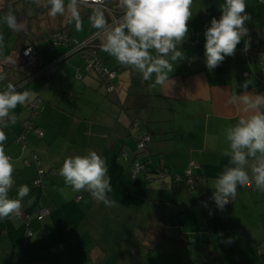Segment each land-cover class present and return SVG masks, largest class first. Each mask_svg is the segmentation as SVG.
<instances>
[{
    "label": "crops",
    "instance_id": "crops-1",
    "mask_svg": "<svg viewBox=\"0 0 264 264\" xmlns=\"http://www.w3.org/2000/svg\"><path fill=\"white\" fill-rule=\"evenodd\" d=\"M224 2L193 0L189 32L178 46L184 57L174 62L163 85L152 86L137 70L97 54L116 72L115 89L107 90L97 74L85 69L87 58L81 54L53 67L47 86L33 76L23 80L31 71L18 69L23 61L18 37L7 27L5 15L17 11L27 30L21 39L37 41L45 64L66 52L54 49L46 37L72 24L71 17L66 12L62 23L50 17L47 0H0V74L5 76L0 89L11 83L17 91L31 93L27 103L10 113L14 124L8 118L0 122L7 136L5 153L15 168L9 197L17 198L21 185L30 189L21 214L0 219V264H264V191L250 181L238 187L236 198L222 210L211 199L212 181L235 166L223 155L230 151L227 128L251 114L247 101L264 96V0H245L250 16L245 26L258 33L249 31L233 56L214 69L206 67L203 27L221 15ZM70 29L73 35V25ZM40 40L44 42L38 44ZM36 98L41 103L33 122L42 135L32 130L24 142L19 135L29 116L27 105ZM126 121L128 130L122 124ZM131 121L140 123L139 133L151 136L138 158L144 171L134 177L130 170L137 130L129 126ZM90 150L106 161L112 187L108 204L87 191L74 192L59 175L65 158ZM191 162L196 185L187 192L184 182L174 184L173 176L189 174ZM256 164L257 158L249 157L245 170L251 175ZM38 165L46 172L45 195L32 184ZM162 165L166 172L159 175ZM174 186L182 188L174 191ZM39 207L48 211L40 220L35 217ZM26 215L31 216L25 242Z\"/></svg>",
    "mask_w": 264,
    "mask_h": 264
},
{
    "label": "clouds",
    "instance_id": "clouds-1",
    "mask_svg": "<svg viewBox=\"0 0 264 264\" xmlns=\"http://www.w3.org/2000/svg\"><path fill=\"white\" fill-rule=\"evenodd\" d=\"M33 2L38 3V0ZM47 2L50 5L48 15L52 18L70 12V22H74L77 32L83 30L80 6H91V27L106 30L101 43L102 51L118 64L137 70L142 80L152 82V86L165 84L169 80L168 74L173 72L174 62L184 57L178 46L189 32L193 0H118L123 16L111 27L105 17V0H68L67 4L65 0ZM220 10L221 17L218 20L213 18L204 32L205 63L210 70L218 67L226 57L233 56L237 45L248 34L245 22L250 16L246 13L245 0H225ZM4 21L14 31L23 28L11 12L5 15ZM4 78L0 74V80ZM243 87L247 88V84ZM30 96L29 91H17L11 83L6 91H0V122L8 118L14 124L16 117L10 113L18 105L27 103ZM247 102L251 106V114L241 115L226 130L230 151L226 150L223 155L230 156L229 163L235 166L226 167L212 181L214 190L211 199L220 210L236 198L238 187L246 186L250 181L257 190L264 191V112L259 111L264 107V96L258 95ZM229 103H232L231 98ZM6 139L5 132L0 130V219L19 216L22 201L30 193L25 184L17 189V198L9 197L15 168L12 158L5 153L3 145ZM249 157L257 158L251 175L245 170ZM59 175L74 192L87 191L93 199L109 203L108 193L112 187L108 167L105 159L95 150H90L87 155L65 158Z\"/></svg>",
    "mask_w": 264,
    "mask_h": 264
},
{
    "label": "trees",
    "instance_id": "trees-1",
    "mask_svg": "<svg viewBox=\"0 0 264 264\" xmlns=\"http://www.w3.org/2000/svg\"><path fill=\"white\" fill-rule=\"evenodd\" d=\"M108 4V6H109V10H111L113 13H114V16H115V18H121L122 16H123V10L118 6V2H107ZM48 8V7H47ZM15 12H17L16 10L14 11H12L11 10V13H13L15 16H16V14H15ZM104 12H105V17H106V19H108L109 20V22H110V24H111V20H113V18H112V15L109 13V11L108 10H104ZM66 17V14L64 15V16H60V15H57V19H58V21H59V23H62V21L61 20H63L64 18ZM16 18H17V22L19 23V24H22L19 20V18H18V16H16ZM61 21V22H60ZM23 25V24H22ZM72 26V24H68V25H62V27L61 26H59V27H57L56 29H54V30H52L51 32H50V34L46 37L47 38V40H49L50 41V43H51V46H52V42H53V39H52V36L54 35V34H56V33H58V34H63V35H66V36H68V37H70V38H72V39H75V37L71 34V29H70V27ZM24 28H26L25 26L21 29V30H19V31H16V33H17V37H18V40H17V49L19 50V52H18V56L19 57H21V60H23V57L21 56V50L22 49H24V48H26L27 46H30V45H34L35 46V48H36V56H37V63H41V58H40V55H39V51H38V47H37V44H36V40H34V39H30V40H27V41H24V40H22L21 38H23V37H25V36H27L26 35V31L27 30H23ZM25 31V32H24ZM25 33V34H24ZM105 36V35H104ZM99 38V40L102 42L103 40H104V38L105 37H103V36H98ZM95 38H97V37H95ZM94 38V39H95ZM77 42H83L82 40H77V39H75ZM92 42V40H88V43H87V47L88 48H85V49H83V50H81V52H79V54H81V55H87V58H90V56H92V55H94V57L96 58V60H97V62H99V64H101L102 66H105L102 62H101V59L99 58V57H97V51H96V47L91 43ZM19 44V45H18ZM72 45H70V47H71ZM58 47H63L66 51H68V50H70L71 48L70 47H67L66 45H58V46H56L55 48H58ZM54 48V49H55ZM57 57H59V56H57ZM56 59V58H55ZM48 64V63H47ZM46 64V65H47ZM106 67V66H105ZM27 68H29L30 69V73H29V75H24V77H23V80L24 79H27V78H29V77H31V76H33L34 78H37V79H39V80H41V82L42 83H44V84H46V86H47V83H48V81L50 80V77H51V75H52V72L54 71V68H51L50 70H48L47 72H40L41 71V68L42 67H39V66H36L35 68H32V67H27ZM27 68H25V65H24V61H22L21 63H20V65H19V70H20V72H24V74H26L27 72H25V70L27 69ZM107 68V67H106ZM108 69V68H107ZM87 70H89V71H94L95 72V70L92 68V69H88L87 68ZM109 70V69H108ZM109 71H112V72H114L115 73V76L112 78V79H110V80H106V78L104 79L103 77H101L100 75H98L96 72V74L98 75V77H99V81H101L104 85H105V87H106V89L108 90V87H114V78L116 77V72L115 71H113V70H109ZM41 73V74H38V73ZM45 86V85H44ZM114 89H115V87H114ZM6 89H0V91H5ZM35 104V106H33L32 104ZM41 103V100H40V98H36V99H34L33 101H31L28 105H27V108L29 109V116L27 117V119L23 122V131L21 132V134L19 135V139H21V140H23L24 142H26V137H27V134L30 132V131H34V132H36V134L37 135H39V136H41L42 135V131L39 129V128H37L35 125H34V122H33V120L35 119V117L37 116V114H38V107H39V104ZM134 122L135 121H131V123L129 124V126H131V128H133V126L136 128L135 130H137V131H135L137 134L134 136V138H135V148L133 149V154H134V160H133V163H132V167H131V170H130V175L132 176V177H134L138 172H136V174L133 176L132 175V171H133V169H134V163H135V161H139L138 160V158L144 153V151H145V149H146V144L148 143V142H150V140H151V136L149 135V134H147V133H139V131H140V127H141V125H140V123L139 122H137V123H135L134 124ZM148 136V140L147 141H145L144 142V145H143V148H137L138 147V143L143 139V137L144 136ZM33 161H35V163H37V164H39L38 163V158H37V156H36V154H33ZM140 162V161H139ZM140 164H141V166H142V170L141 171H144V166H143V164L140 162ZM40 165V164H39ZM38 165V166H39ZM194 166H195V163L194 162H191L190 163V165H189V170H187L188 171V173L189 174H186V172H185V174H182V175H184L185 176V179L183 180V178H184V176L182 177V175H179V176H173V182H174V184H177L178 185V183L179 182H184L183 183V187L184 188H186V190H187V192H190L191 190H193L194 188H195V185H196V178L195 177H193L194 175L190 172L191 170H192V168H194ZM39 169H41V170H43V168H41L40 166L38 167V171H39ZM165 172H166V169H165V167L162 165L161 166V168H160V170L158 171V172H156V173H158L159 175H161V174H165ZM38 173V175H37V177L35 178V179H33V181H32V184H33V186L34 187H36V188H38L39 190H40V192H41V194L42 195H45L46 194V185H45V183H44V177H45V174H46V172L43 170V174H42V177H41V180H40V183H35V181L37 180V178H38V176H39V172H37ZM51 173H54V172H51ZM251 183V182H250ZM182 186H174V191H177L178 189H181L182 188ZM229 204V203H228ZM41 209H43V210H45L46 211V214L48 213V211H47V209H45V208H43V207H39L38 208V210H36V212H35V217L37 218V213L39 212V210H41ZM45 214V215H46ZM44 215V216H45ZM31 215H26V223L28 222V217H30ZM43 216V217H44ZM40 220V219H39ZM26 231H30V227H29V223H27V226H26ZM28 239V237L25 239V242H26V240Z\"/></svg>",
    "mask_w": 264,
    "mask_h": 264
},
{
    "label": "built area",
    "instance_id": "built-area-1",
    "mask_svg": "<svg viewBox=\"0 0 264 264\" xmlns=\"http://www.w3.org/2000/svg\"><path fill=\"white\" fill-rule=\"evenodd\" d=\"M107 2H118V0H105L104 3V10H108L109 13L112 15L113 20H111V24L109 25L110 27L113 26L115 23H117L121 18H115L114 13L109 10V6L107 5ZM221 17V15H217L215 18L218 20ZM210 27V25H205L203 27V30L206 31V29ZM247 27V26H246ZM248 32L252 31L255 33H258L257 30H254L251 27H247ZM106 30H99L98 33L95 35V37L98 36H103L105 34ZM53 42H52V47L55 48L58 45H66L67 47H70V45H72L70 48H76L80 45H82V43L84 42H77L75 39H72L66 35L63 34H54L52 36ZM88 42V41H86ZM27 53V55L25 54ZM21 56L23 57V61H24V65L27 67H32L35 68L36 66L39 65V63H37V56H36V48L34 45H30L27 46L26 48L21 50ZM85 56V55H84ZM87 58V55H86ZM88 60V69H94L95 72L100 75L101 77H103L104 79L106 78V80H110L115 76V73L112 71H109L105 66H102L101 64H99V62H97L96 58L94 57V55L90 56V58H87ZM41 71L44 70L46 68V65L41 66ZM111 88V87H109ZM33 106H35V104H32ZM149 138L148 136H144L143 139L138 143V147L137 148H143L144 142L147 141ZM142 170V166L140 164L139 161H135L134 163V169L132 171V175L134 176L136 174V172ZM39 176L37 178V180L35 181V183H40L41 177H42V172L43 170L39 169ZM46 214V211L41 209L39 210V212L37 213V219H42L43 216ZM30 235V231H26V238L29 237Z\"/></svg>",
    "mask_w": 264,
    "mask_h": 264
},
{
    "label": "rangeland",
    "instance_id": "rangeland-1",
    "mask_svg": "<svg viewBox=\"0 0 264 264\" xmlns=\"http://www.w3.org/2000/svg\"><path fill=\"white\" fill-rule=\"evenodd\" d=\"M27 1V0H26ZM38 1H41V0H38ZM67 2H68V0H65V3L67 4ZM80 17H81V19H82V21H83V30L82 31H79V32H77L76 30H75V26H74V22H72V25H73V36L74 37H76L78 40H81V39H83L84 37H89L90 35H92V36H90L88 39L89 40H92V44L96 47V51H97V54H98V56L99 57H105L104 59L105 60H108V59H112L113 57H111V56H109L107 53H104L103 51H102V49H101V41L98 39L99 37H97V38H95V35L98 33V32H96V33H93L94 32V30H93V28L91 27V24H90V21H89V17H90V15L92 14V11L93 10H91V9H89V8H87V7H85V6H83V5H81L80 6ZM68 16L69 17H71V13L70 12H68ZM71 20V19H70ZM91 31V32H90ZM89 35V36H88ZM104 36V35H103ZM75 38V39H76ZM95 38V39H94ZM44 41L43 40H40V41H38V44H41V43H43ZM85 42V41H84ZM83 58H84V56L83 55H81ZM85 59V58H84ZM61 64H67L65 61L63 62V63H61ZM88 68V60L87 59H85V69H87ZM28 70H30L29 68H27ZM92 72V71H91ZM94 75H96V73L93 71L92 72ZM91 73V74H92ZM42 86H44V83H42ZM110 95V94H109ZM106 96V95H105ZM106 97H104V99H105ZM104 99H103V102H105L104 101ZM131 113V112H130ZM127 116V115H126ZM131 116H133L132 115V113H131ZM127 120L129 121V116H127ZM128 121H126V122H123L122 124H124V126H125V128L128 130L129 129V127L127 126L128 125ZM124 128V129H125ZM123 129V130H124ZM135 145V144H134ZM252 220V222H253V219H251ZM251 222V223H252ZM256 224H257V222H256ZM251 225H253V223L251 224Z\"/></svg>",
    "mask_w": 264,
    "mask_h": 264
},
{
    "label": "water",
    "instance_id": "water-1",
    "mask_svg": "<svg viewBox=\"0 0 264 264\" xmlns=\"http://www.w3.org/2000/svg\"><path fill=\"white\" fill-rule=\"evenodd\" d=\"M87 43L88 42H84V43H82V45H80V46H78L76 48L70 49V50L66 51L65 53H62L53 62L48 63L47 65L45 63L41 62L38 66L41 67V66L46 65V68L44 70L40 71V72L41 73L42 72H47L51 68H53V67L63 63L64 61H66L70 56H72L74 54H79V52H81V50H83L85 48H88L87 47ZM25 68H27V66H25ZM40 72L38 74H41ZM79 77H80V75L78 77L76 76V78H79Z\"/></svg>",
    "mask_w": 264,
    "mask_h": 264
}]
</instances>
